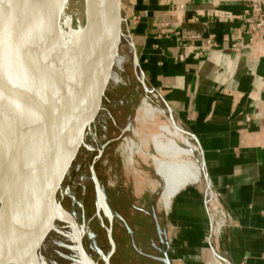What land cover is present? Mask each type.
I'll list each match as a JSON object with an SVG mask.
<instances>
[{"label": "crops", "instance_id": "obj_1", "mask_svg": "<svg viewBox=\"0 0 264 264\" xmlns=\"http://www.w3.org/2000/svg\"><path fill=\"white\" fill-rule=\"evenodd\" d=\"M247 2L121 1L141 70L193 136L229 216L212 232L206 181L185 185L150 217L145 242L155 264H264V29L244 27L256 18ZM110 239L108 264L112 229Z\"/></svg>", "mask_w": 264, "mask_h": 264}, {"label": "bare ground", "instance_id": "obj_2", "mask_svg": "<svg viewBox=\"0 0 264 264\" xmlns=\"http://www.w3.org/2000/svg\"><path fill=\"white\" fill-rule=\"evenodd\" d=\"M12 4L18 9L12 13V18L18 23L19 28L13 25L7 26L11 39L8 55L3 52L4 44L0 45V208L24 189L27 183L26 160L33 142L31 132L11 120V111L26 110L29 104L36 110L43 88L33 66L17 60L23 41L21 29L25 31L27 40L41 52L43 63L51 76L53 60L61 67L67 64L81 48L87 32L96 28L102 16L106 15L108 0H12ZM128 32L125 19L120 15L113 30L95 45L85 66L88 78L79 87L71 102L66 105L60 95L54 94L51 108L57 115L63 113L58 141L65 143L72 139L79 118L88 113L90 122L81 144L90 148L84 156L86 160L89 159L91 150L97 151L95 156L97 158L102 151L100 139L104 134V119L108 117L109 111L103 107L104 95L119 86L129 87V75H131L143 90L142 112L149 118L164 112L169 125H162L160 130L168 136H180L182 143L188 148V150L182 149L174 138L160 134L152 136L151 144L157 154V157L152 156V163L156 175L162 180L158 199L166 209L170 199L179 189L199 180L206 181V173L201 161L197 163L189 160L192 154L189 148L193 152L198 150L196 143L195 145L191 143V140H194L193 136L176 124L170 108L162 110L149 103V98L156 97L157 94L146 84V77L137 62V57L133 56L135 51ZM18 69L20 77H17ZM21 87L24 88V93ZM26 93L29 103L26 100ZM97 131H100V136H96ZM133 132L138 133V131ZM123 140L127 162L131 163L134 151L133 140L129 137ZM91 166L92 164H89V167ZM56 202L58 201L54 202L53 209L56 207ZM56 212L58 210H52L49 224L43 233L33 231L16 248L15 252L21 254L22 258L16 259L13 264H57L51 254L45 253L39 243L40 240L49 248L56 247L66 264H84L65 241L55 223ZM64 217L66 224L74 227L67 213H64Z\"/></svg>", "mask_w": 264, "mask_h": 264}, {"label": "rangeland", "instance_id": "obj_3", "mask_svg": "<svg viewBox=\"0 0 264 264\" xmlns=\"http://www.w3.org/2000/svg\"><path fill=\"white\" fill-rule=\"evenodd\" d=\"M121 15L129 31L123 10ZM128 34L130 35L129 32ZM133 56L137 57V53L136 56L133 53ZM129 82V87L119 86L104 95L103 107L109 111L108 117L104 119L105 129L100 139L102 144L100 155L96 158L97 151L91 150L90 157L86 160L84 156L90 148L81 144L56 193L55 201L58 202L53 210L58 212L54 215L55 223L65 241L84 264H106L105 259L110 249L107 240L108 218L111 217L112 236L116 244L109 264H155L150 260L148 242H145L148 238L150 217L155 216L153 213L155 210L159 212L162 208L158 199L162 180L156 175L152 163V156L157 157L151 144L152 136L160 134L174 138L182 149L188 150L180 136H168L160 130L162 125H169L164 112L155 114L152 118L142 112L143 90L131 75ZM148 83L149 80L146 78L147 86L151 87ZM154 91L157 96L150 97L149 103L162 110L169 108L158 92ZM174 121L186 130L175 118ZM98 135L100 136V131L96 132V136ZM126 137L131 138L134 144L131 163L127 162L124 149L123 139ZM59 143L63 144L61 141ZM191 143L195 145L194 140H191ZM189 149L192 152L189 160L199 163L198 150L193 152L191 148ZM89 164H92L94 177L101 186L105 198L103 205L96 192ZM64 213L68 214L74 227L66 224ZM130 236L133 238L132 241ZM79 238H82L83 247L94 262L80 249ZM39 243L57 264H66L56 247L49 248L42 240ZM139 244L146 245V256H141L136 251Z\"/></svg>", "mask_w": 264, "mask_h": 264}, {"label": "water", "instance_id": "obj_4", "mask_svg": "<svg viewBox=\"0 0 264 264\" xmlns=\"http://www.w3.org/2000/svg\"><path fill=\"white\" fill-rule=\"evenodd\" d=\"M121 1L108 0L106 15L102 16L96 28L87 32L81 48L75 52L67 64L61 67L53 60L51 76L43 63L41 52L27 40L25 31L21 29L23 41L17 60L33 66L43 88L36 110L29 104L26 110L11 111V120L27 128L33 136V142L29 147L26 160L28 164L27 183L18 196L10 198L0 208V264H13L16 259L22 258L21 254L15 252L16 248L33 231L43 233L49 224L54 201L57 199V190L77 156L83 135L90 122L88 113L81 116L72 139L60 144L58 136L63 122V113L55 114L51 108V102L54 94H58L66 105L69 104L79 87L87 80L86 63L95 45L116 26L121 15ZM17 10L12 0H0V45L4 44L3 52L7 55L11 43L7 26L13 25L19 28L18 23L12 18V13ZM86 11L88 13L87 6ZM17 71V77H20V70ZM21 91L24 93L23 87ZM26 94V100L29 103L28 93ZM17 157L18 160V154ZM90 172L103 205V192L94 177L93 166L90 167ZM11 213L12 216H10ZM108 223L107 234L111 243V220L109 218ZM79 246L83 253L93 261L83 247L82 238H79ZM111 247L113 248L112 244ZM105 263L108 264L107 256Z\"/></svg>", "mask_w": 264, "mask_h": 264}, {"label": "built area", "instance_id": "obj_5", "mask_svg": "<svg viewBox=\"0 0 264 264\" xmlns=\"http://www.w3.org/2000/svg\"><path fill=\"white\" fill-rule=\"evenodd\" d=\"M254 13L256 18L247 22L245 28L254 32L264 29V3L262 0H248L245 13ZM205 44L209 48H215L217 44L211 39H206ZM203 201L209 213L210 229L219 232L224 224L229 222L227 212L219 203L218 194L213 190L206 177V185L203 192Z\"/></svg>", "mask_w": 264, "mask_h": 264}]
</instances>
